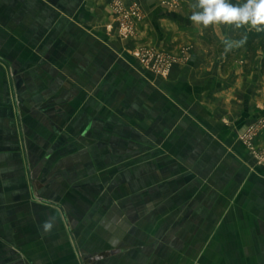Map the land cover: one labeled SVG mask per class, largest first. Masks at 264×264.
<instances>
[{"label":"rangeland","instance_id":"obj_1","mask_svg":"<svg viewBox=\"0 0 264 264\" xmlns=\"http://www.w3.org/2000/svg\"><path fill=\"white\" fill-rule=\"evenodd\" d=\"M115 15L129 39L127 13ZM30 21L0 8V166L26 154L36 197L64 210L76 264H264V120L241 135L251 158L223 156L195 127L170 128L179 117L139 93L137 68L106 52V31L96 46L82 31L61 47L37 30L49 45L30 47ZM140 52L137 64L158 76Z\"/></svg>","mask_w":264,"mask_h":264},{"label":"crops","instance_id":"obj_2","mask_svg":"<svg viewBox=\"0 0 264 264\" xmlns=\"http://www.w3.org/2000/svg\"><path fill=\"white\" fill-rule=\"evenodd\" d=\"M230 2L242 4L245 0ZM194 3L195 0H0V8L7 7L15 16L23 13L31 17L25 25V31L30 30L25 33V46L49 45V41L35 42L37 30L45 38L52 33L56 41L51 44L61 47H65V39L71 34L75 39L82 31H87L89 45L96 46L98 39L94 35L98 30L106 31V52L127 58L122 64L126 62L131 71L137 68L139 93L147 100L152 93L153 108L159 105L168 117H179L178 123L170 124L171 129L195 127L202 141L222 148L223 156L251 158L241 135L249 125L264 120V32L262 37L248 39L240 31L257 32L249 26L197 27L190 20ZM118 4L127 12L135 6L140 9L141 19H129L133 23L129 39L117 36ZM77 39L71 44H79ZM241 40L245 42L235 46ZM8 42L14 47L17 38ZM226 42L233 44L227 51ZM140 51L167 57L170 67L166 75L153 76L142 70L133 57ZM14 122L5 128V133L16 129ZM255 143L264 149V130ZM11 156L9 168L0 166V264H76L75 245H63L65 213L61 205L36 197L27 176L29 160L25 153L19 157L20 162L16 154ZM254 171L260 170L255 166ZM45 222L52 227L45 229Z\"/></svg>","mask_w":264,"mask_h":264},{"label":"clouds","instance_id":"obj_3","mask_svg":"<svg viewBox=\"0 0 264 264\" xmlns=\"http://www.w3.org/2000/svg\"><path fill=\"white\" fill-rule=\"evenodd\" d=\"M192 9L190 20L197 27L223 24L235 28L249 26L257 32H264V0H245L242 4H232L230 0H195ZM244 42H235V46ZM226 44V51L233 46L232 43ZM51 227L50 222H45V229Z\"/></svg>","mask_w":264,"mask_h":264},{"label":"built area","instance_id":"obj_4","mask_svg":"<svg viewBox=\"0 0 264 264\" xmlns=\"http://www.w3.org/2000/svg\"><path fill=\"white\" fill-rule=\"evenodd\" d=\"M117 13L121 16V14L124 15V13H127L128 19H141L140 15V9L135 6L130 10V12H127L121 4L116 5ZM126 17V16H125ZM121 23V22H120ZM121 30L124 32L125 36H130L132 32L133 23L129 24H121ZM139 58L142 61V63H154L153 69L159 73V75L163 74L166 75L168 72V68L170 67V61L167 57H165L162 54L155 53L152 51H141L139 53ZM252 131V128L250 129ZM252 137V136H251Z\"/></svg>","mask_w":264,"mask_h":264},{"label":"trees","instance_id":"obj_5","mask_svg":"<svg viewBox=\"0 0 264 264\" xmlns=\"http://www.w3.org/2000/svg\"><path fill=\"white\" fill-rule=\"evenodd\" d=\"M240 32L243 33L248 39H253L255 37H262L263 36V32H261V33H257V32L248 33L246 30H243V29Z\"/></svg>","mask_w":264,"mask_h":264}]
</instances>
